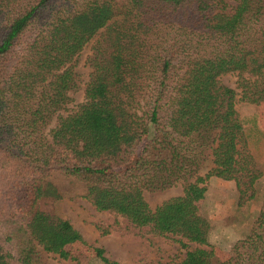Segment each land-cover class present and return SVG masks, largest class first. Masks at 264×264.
Wrapping results in <instances>:
<instances>
[{"label": "trees", "instance_id": "obj_1", "mask_svg": "<svg viewBox=\"0 0 264 264\" xmlns=\"http://www.w3.org/2000/svg\"><path fill=\"white\" fill-rule=\"evenodd\" d=\"M95 37L83 101L68 112L74 61ZM226 74L239 102L264 104V0H0V264L67 260L65 247L84 243L44 209L60 198L52 173L80 181L95 211L175 237L185 252L170 264H210L197 208L207 180L233 182L239 206L261 177ZM175 186L153 209L143 199ZM261 206L219 264H264Z\"/></svg>", "mask_w": 264, "mask_h": 264}, {"label": "rangeland", "instance_id": "obj_2", "mask_svg": "<svg viewBox=\"0 0 264 264\" xmlns=\"http://www.w3.org/2000/svg\"><path fill=\"white\" fill-rule=\"evenodd\" d=\"M227 4L230 7L234 5L230 1H227ZM95 39L96 37L82 49L74 61V70L79 82L77 90L70 95L68 112L75 110L83 101V88L89 73L86 60ZM218 81L235 92L234 109L243 126L247 149L261 177L255 183L253 198L239 206L233 182L217 178L207 180L204 196L197 203V208L200 215L210 223L207 242L214 254L210 264L227 260L230 247L236 240L246 236L251 222L260 214L264 197V104L247 105L238 101L239 91L236 88L235 74L222 75ZM151 133L152 128L142 138L135 153L139 152ZM48 181L60 198L51 203L47 202L44 209L52 210L57 216L67 220L84 243L66 246L65 250L69 255L67 260L47 255V264H104L96 256L94 248H101L104 258L118 264H170L183 258L185 250L179 246L175 237L152 236L146 229H132L119 216L95 211L81 197L84 185L80 181L60 173H52ZM180 193V187L175 186L162 192H143L142 196L149 208L153 209Z\"/></svg>", "mask_w": 264, "mask_h": 264}, {"label": "crops", "instance_id": "obj_3", "mask_svg": "<svg viewBox=\"0 0 264 264\" xmlns=\"http://www.w3.org/2000/svg\"><path fill=\"white\" fill-rule=\"evenodd\" d=\"M211 178H213V177H211ZM211 178H209V180H210ZM221 181H222V180H221ZM199 202H200V201H199ZM227 227L231 228V226H227ZM223 230H224V231H227L226 228H223ZM229 230H231V229H229ZM207 243H208V242H207Z\"/></svg>", "mask_w": 264, "mask_h": 264}]
</instances>
